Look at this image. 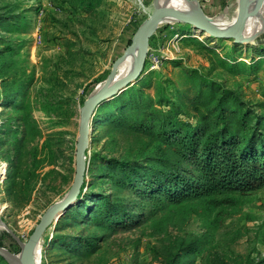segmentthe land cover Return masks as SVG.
<instances>
[{
  "label": "rangeland",
  "instance_id": "1",
  "mask_svg": "<svg viewBox=\"0 0 264 264\" xmlns=\"http://www.w3.org/2000/svg\"><path fill=\"white\" fill-rule=\"evenodd\" d=\"M156 1L0 0L1 247L19 254L72 190L81 109L115 75ZM191 1L209 18L239 14L240 0ZM193 30L159 26L141 78L94 112L84 194L46 228L41 264H264V189L217 202L137 194L175 162L159 137L166 119L264 132V30L250 44L199 41Z\"/></svg>",
  "mask_w": 264,
  "mask_h": 264
},
{
  "label": "trees",
  "instance_id": "2",
  "mask_svg": "<svg viewBox=\"0 0 264 264\" xmlns=\"http://www.w3.org/2000/svg\"><path fill=\"white\" fill-rule=\"evenodd\" d=\"M248 122V114L237 121L243 127ZM190 127L171 125L169 119L161 125L159 137L173 148L175 162L167 160L166 171L142 180L144 190L137 192L141 198L176 203L207 197L217 202L216 197L264 189L263 131L233 129L227 120L216 132L209 126L200 130ZM198 131L201 136L197 135ZM120 166L125 168L129 164L120 163ZM84 190L85 186L81 197Z\"/></svg>",
  "mask_w": 264,
  "mask_h": 264
},
{
  "label": "water",
  "instance_id": "3",
  "mask_svg": "<svg viewBox=\"0 0 264 264\" xmlns=\"http://www.w3.org/2000/svg\"><path fill=\"white\" fill-rule=\"evenodd\" d=\"M263 5L264 0H260L257 10L259 11ZM164 15L172 16L178 21L191 26L194 30L218 40H233L235 44H250L254 41V39L246 40L245 38L247 19L250 16L249 0H240L238 19L233 28L228 31L214 24L209 18L201 19L193 17L181 8L173 6L169 3L160 2L154 4L152 15L140 27L131 44V47L128 49V51H130L139 46V57L134 72L130 76L113 84H111L110 80H108L102 91L92 95L81 109L78 138L79 146L76 157V175L72 190L63 200L55 203L46 211L30 236L28 242L23 246L22 251L19 254H13L9 250L0 246V257L7 263L28 264L30 255L42 240V236L49 224L53 220H58L63 217L81 199L87 176L86 152L89 147L90 136L92 133L93 123H91V118L98 107L122 94L130 86L137 83V81L141 78L146 67L152 33L159 27L160 20ZM123 58L124 57H122L114 66L111 76L116 73L117 66Z\"/></svg>",
  "mask_w": 264,
  "mask_h": 264
},
{
  "label": "bare ground",
  "instance_id": "4",
  "mask_svg": "<svg viewBox=\"0 0 264 264\" xmlns=\"http://www.w3.org/2000/svg\"><path fill=\"white\" fill-rule=\"evenodd\" d=\"M260 0H249V12L250 16L247 19V25L245 30V38L246 40H251L254 38V36H257L258 34L264 30V5L263 7L258 11V3ZM169 3L173 6L179 7L185 12H187L189 15L196 17V18H209L207 17L203 10L201 9L200 5L191 0H157V3ZM240 7V4H239ZM238 10H236V13L230 18L229 16L225 17H217V18H209L212 20V22L222 29L228 31L233 28L235 25L237 19H238ZM173 22H178V20L172 16L164 15L160 20V25H167ZM180 22V21H179ZM195 33V38L199 41H204L207 37L206 34H202L197 30H193ZM215 40V39H214ZM139 57V46L134 48L133 50L128 51V53L125 55L123 60L118 64L115 75L110 79V83L113 84L117 81H120L128 76H130L138 62ZM106 84L99 87L93 95L99 93L102 91V89L105 87ZM8 174L4 173L0 177V185L6 180V177ZM5 230V227L1 221L0 218V236L2 232ZM42 253H43V243L40 241L39 244L36 246L33 253L30 255L28 259V264H41L42 262Z\"/></svg>",
  "mask_w": 264,
  "mask_h": 264
}]
</instances>
